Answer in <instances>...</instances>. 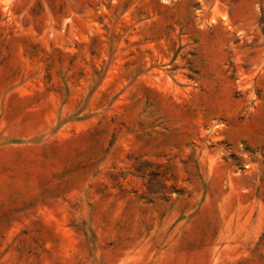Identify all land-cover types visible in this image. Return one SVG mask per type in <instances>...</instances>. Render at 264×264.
I'll list each match as a JSON object with an SVG mask.
<instances>
[{"label": "rangeland", "instance_id": "obj_1", "mask_svg": "<svg viewBox=\"0 0 264 264\" xmlns=\"http://www.w3.org/2000/svg\"><path fill=\"white\" fill-rule=\"evenodd\" d=\"M0 264H264V0H0Z\"/></svg>", "mask_w": 264, "mask_h": 264}]
</instances>
